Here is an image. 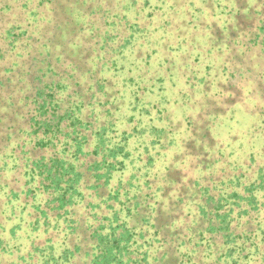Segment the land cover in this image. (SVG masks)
Here are the masks:
<instances>
[{"label": "rangeland", "instance_id": "374dc122", "mask_svg": "<svg viewBox=\"0 0 264 264\" xmlns=\"http://www.w3.org/2000/svg\"><path fill=\"white\" fill-rule=\"evenodd\" d=\"M72 2L77 5L68 9L73 30L60 32L62 40L32 41L27 35L11 43L0 39V264H89L92 257L88 230L67 234L66 216L43 219L35 209L44 203L47 193L27 166V157L39 151L32 150L35 137L29 134L26 118L33 102L24 94L32 47L39 44L45 50L56 43L51 49L65 55L66 63L60 56L63 65L77 56L83 69L89 67V73L83 70L78 77L80 88L77 80L69 79L70 86L61 97L68 92L72 96L61 98L63 106L69 101L80 104L83 117L93 122L92 130L105 125L111 143L125 140L126 167L116 171L110 184L118 179L128 182L133 174L137 177L133 185L143 186L149 180L150 187H142L138 199L149 202V209L157 201L156 212L161 215L155 220L178 216L177 226L169 231L179 227L181 216L201 223L194 214L200 186L208 187L216 198L229 199L233 189L258 182L259 175H264V0ZM37 3L34 0L29 11L16 10L19 17L11 10L0 21L3 29L14 26L16 19L28 34L44 30L52 37L58 30L54 28L58 16L50 3L40 7ZM14 43L17 48L28 45L16 48L14 54ZM89 75H95L100 86ZM84 132L88 137L94 134ZM91 145L89 141V149ZM63 147L54 140L44 153ZM236 175L240 177L237 185ZM260 186L256 193L262 209L251 214L250 223L242 215L232 224L235 232L244 228L249 237L241 239L250 248L239 254L249 264L264 261V182ZM27 187L31 193L26 192ZM88 190L92 192L86 188V200L73 216L83 229L92 222V226L98 225L96 219L105 222L100 212L94 216L86 212L93 210L87 201L97 202L86 196ZM180 199L182 206L177 204ZM233 207V216L241 213ZM99 209L103 211L102 206ZM164 221L160 226L167 229ZM179 231V240H185L187 229ZM239 240L226 249L220 246L219 251L206 245L203 254L211 255L205 264H223L225 252L234 248L226 257L228 264L230 257L240 253ZM67 248L73 254L64 258Z\"/></svg>", "mask_w": 264, "mask_h": 264}, {"label": "trees", "instance_id": "16d2710c", "mask_svg": "<svg viewBox=\"0 0 264 264\" xmlns=\"http://www.w3.org/2000/svg\"><path fill=\"white\" fill-rule=\"evenodd\" d=\"M33 1L0 0V21L2 17L11 15V10H14V15L18 17L19 14L16 10L21 12L27 9V11L31 10ZM37 1L38 7L42 4H51V8H49L58 16V24L54 25L55 29L58 28L57 33L52 37H48V32L44 30L40 34L39 31H32L28 34L27 30L19 27L17 20L14 19V26L8 25L6 29H3L0 24V39L2 41L10 43L20 41L24 35L30 36L32 41H60L62 40L60 32L68 33L69 30H73V27H69L73 24L68 17L70 6L77 8V5L73 4V0ZM18 35L20 36L18 37ZM39 35L41 39H39ZM26 45L28 44H25L24 47ZM52 45L46 46L45 50L42 49L44 44H39L37 48L36 46L32 47L34 54L30 55L31 60H29L32 66L27 72L26 80V89L30 90V93L26 91L24 94L26 99L33 102L26 118L28 117L30 127L29 134L35 137L32 142V150L39 151L38 153L33 152L32 157H27V166L30 168L31 177L39 178L40 187L47 193L44 203L35 207L43 219L49 217L58 219L66 216L67 234L70 235L75 232L82 234L88 230L89 238L93 241L88 252L92 256L89 264H205L208 263L207 257L211 255L210 253H207L208 256L203 254L206 245L211 246V250L214 248V251H219L220 246L224 249L229 248L230 244L236 243V240L239 239L240 253L230 257L228 264H249L245 259L247 257L239 255L250 248V244L246 245V241L241 238L248 239L249 237L244 235L246 234L244 228L241 233L235 232V227L232 224L234 218L242 215L246 224L250 223L251 214L262 209L259 206L260 200L257 198L256 191L262 188L260 182H264L263 173L259 175L258 182L244 184L239 190L233 189L229 199L216 198L213 192L208 191V187L200 186L202 193L196 200L194 214L198 217L196 221L201 219V223L196 225L187 216H181L179 227L174 228V233L171 232L170 227L177 226L175 221L178 220V216L172 215L168 221L155 220L156 215L157 217L161 215L156 212L157 201L152 203L153 205L149 209V202L142 203L138 199L139 196H142L139 192L141 188L150 187L149 180L145 181L143 186L138 183L133 185V182L136 181L133 179L137 178L133 174L128 182L123 183L118 179L115 185L110 184L111 179L117 174L116 171H122L126 167L125 158L128 157V152L124 151L125 140L121 143H111L107 138L105 125H102L101 129L92 130L93 122L90 121L91 118L83 117L80 104L75 102L70 104L71 101H69L67 106H63L61 100L72 96L71 92H68L65 98L61 97L64 88L70 86L69 79L74 82L77 80L80 88L78 77H82L83 70L85 74L90 71L89 67L83 69L82 62L75 58L77 56L73 58L66 55L72 57V61L63 65L66 63L65 55L63 53L60 55L58 52L55 54V49L51 48L57 44L52 43ZM8 47L7 44L6 52ZM17 47V43H14V54L17 49L24 48L21 45L20 48ZM0 51L2 52L1 49ZM21 55L23 53H20ZM60 56L63 63H59L61 62ZM61 70L64 71L63 75L58 74ZM74 72H78L79 75ZM92 77L95 80L94 84L100 86L95 75H89L88 79ZM4 79L10 80L9 77H4ZM84 130L94 131V134L90 133L88 137ZM54 140L63 143L62 151L45 154V147ZM89 141H92L91 150L87 146ZM147 175L148 173H143L146 179H148ZM235 179L236 185L239 184V175H236ZM88 183L89 185H86ZM126 185L135 187V189L131 190ZM86 188L92 190V192L88 190L86 196L91 195L94 200H97L95 203L86 202L89 208H93L92 211L88 209L86 212H91L93 216L100 212L105 222L95 217L96 220H99L98 225L92 226L94 225L92 222V225L87 226L88 229L86 227L83 229L81 221L75 220L73 216L77 215L82 207L83 203L81 205L79 203L86 200L84 197ZM27 191L31 193L32 189L27 187ZM108 200H111L112 203H107ZM183 203V200L180 199L177 204L182 206ZM101 206L106 212L105 214L100 211L99 207L101 208ZM233 206L240 209L241 213L233 216ZM109 209L110 211H108ZM146 213L148 216H145ZM181 215L183 214L181 213ZM84 216L88 218L89 215L85 214ZM36 221L38 222V219ZM161 221L167 222L168 226L164 225V227L167 226V229L161 228L163 227V224L160 226ZM186 222L188 225L185 226ZM184 228L187 229L188 235L185 236V240H179V230ZM247 229L252 231L253 228L248 226ZM74 246L75 249L80 247L77 243ZM233 249L231 248L224 255L229 256L228 253ZM256 250L259 252L257 247ZM47 254L51 255L52 253L48 252ZM66 254L72 255L73 250L67 248L63 253L64 258ZM219 255L223 257V252ZM226 257L222 259L223 264L224 262L226 264ZM260 264H264V261Z\"/></svg>", "mask_w": 264, "mask_h": 264}]
</instances>
